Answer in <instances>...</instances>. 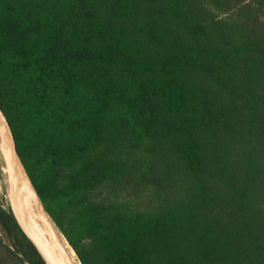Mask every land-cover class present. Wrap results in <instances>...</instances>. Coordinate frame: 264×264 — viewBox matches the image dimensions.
<instances>
[{
  "label": "trees",
  "instance_id": "trees-1",
  "mask_svg": "<svg viewBox=\"0 0 264 264\" xmlns=\"http://www.w3.org/2000/svg\"><path fill=\"white\" fill-rule=\"evenodd\" d=\"M0 111L80 264H264V0H0Z\"/></svg>",
  "mask_w": 264,
  "mask_h": 264
},
{
  "label": "water",
  "instance_id": "water-1",
  "mask_svg": "<svg viewBox=\"0 0 264 264\" xmlns=\"http://www.w3.org/2000/svg\"><path fill=\"white\" fill-rule=\"evenodd\" d=\"M0 154L6 172L9 209L21 232L31 243L44 264H70L57 244L54 231L48 221V218L51 219L45 212L19 159L10 126L1 111ZM28 199L31 202V212H29Z\"/></svg>",
  "mask_w": 264,
  "mask_h": 264
},
{
  "label": "bare ground",
  "instance_id": "bare-ground-1",
  "mask_svg": "<svg viewBox=\"0 0 264 264\" xmlns=\"http://www.w3.org/2000/svg\"><path fill=\"white\" fill-rule=\"evenodd\" d=\"M27 203L29 205V212H31L32 211V207H31V202H30L29 199H28ZM48 221H49V224L51 225V227H52V229L54 231V234H55V237H56V240H57V244L59 245V247L63 251V253H64L65 257L68 259L69 263L70 264H79V262H78V260H77V258L75 256L73 250L68 245V243L66 242L65 238L60 234V232L58 231L56 226H54V224L52 223L51 220H49V218H48Z\"/></svg>",
  "mask_w": 264,
  "mask_h": 264
},
{
  "label": "rangeland",
  "instance_id": "rangeland-1",
  "mask_svg": "<svg viewBox=\"0 0 264 264\" xmlns=\"http://www.w3.org/2000/svg\"><path fill=\"white\" fill-rule=\"evenodd\" d=\"M4 167V162L0 154V205L3 208L8 209L9 201L6 192V172L4 170Z\"/></svg>",
  "mask_w": 264,
  "mask_h": 264
}]
</instances>
